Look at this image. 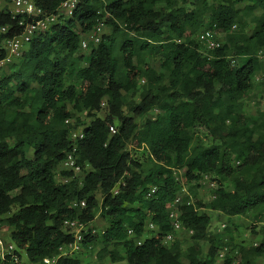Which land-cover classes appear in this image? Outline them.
<instances>
[{
    "label": "trees",
    "instance_id": "1",
    "mask_svg": "<svg viewBox=\"0 0 264 264\" xmlns=\"http://www.w3.org/2000/svg\"><path fill=\"white\" fill-rule=\"evenodd\" d=\"M63 1L36 3L52 13ZM101 22L111 32L80 53ZM0 24L11 27L0 47L23 30L7 5ZM205 28L219 47L202 50ZM258 76L264 90V0H79L0 78V232L20 264H85L98 246L99 264H264V105L246 110ZM79 127L83 138H71ZM74 148L79 174L59 169ZM206 177L215 187L204 201ZM178 196L192 232L164 244ZM208 211L250 214L259 242L212 231ZM66 221L89 229L73 253Z\"/></svg>",
    "mask_w": 264,
    "mask_h": 264
},
{
    "label": "built area",
    "instance_id": "2",
    "mask_svg": "<svg viewBox=\"0 0 264 264\" xmlns=\"http://www.w3.org/2000/svg\"><path fill=\"white\" fill-rule=\"evenodd\" d=\"M3 1V6H9L12 12V17L17 20L19 26L23 27V30L20 34L6 37L1 42L0 47V78L4 69L15 62H18L22 56L27 46L31 42L32 38L40 33L49 30L52 26L57 23L65 21L72 13L79 0H64L57 11L48 13L40 7L36 0H1ZM211 1V0H208ZM104 23L101 22L98 24L96 29L88 33L82 40V48H87L89 43L93 41L94 44H98L102 37V27ZM11 27L8 25L0 24V34L7 33ZM199 41L205 43L208 50L215 49L221 45V41L216 33L209 29L205 28L198 34ZM90 41V42H89ZM3 52V54H2ZM102 107H106V100L102 101ZM70 122V120H67ZM110 131L112 134L117 132V127L114 125L110 126ZM71 138H83V131L79 127L71 133ZM73 151L68 152L67 158L62 162V169H70L76 173L81 172L79 166L76 165V160ZM124 182L119 181L115 188L113 189L114 193L119 192L120 185ZM155 189V188H153ZM182 203V196H178L173 202L169 210V218L172 223V231L164 236V244L170 243L176 236H179L183 232V225L180 219L179 205ZM81 205L85 206L86 202L82 201ZM65 225L74 233V241L71 242L68 246L70 248L69 252L73 253L81 247V240L83 239L84 232L88 231V227L85 224L78 223L77 221H66ZM225 226V225H223ZM155 229L153 223H149L147 230ZM96 230L93 229V232ZM129 235L134 233L133 229H129ZM192 231L190 230L189 233ZM3 234L0 232V257L3 259L5 264H20L24 259L17 252V247L12 242H7L3 238ZM142 243V240L139 241V244ZM257 244V243H255ZM227 247L220 251L218 255V262L223 261L225 257V252ZM58 257L50 258L46 257L43 260L42 264H56ZM25 263V262H24Z\"/></svg>",
    "mask_w": 264,
    "mask_h": 264
},
{
    "label": "rangeland",
    "instance_id": "3",
    "mask_svg": "<svg viewBox=\"0 0 264 264\" xmlns=\"http://www.w3.org/2000/svg\"><path fill=\"white\" fill-rule=\"evenodd\" d=\"M4 2L0 0V9L3 8V4ZM111 32V28L109 26H107L106 24H104V26L102 27V34H108ZM218 37H222L221 34H218ZM206 45L205 43L202 42V50L205 51ZM89 52V47L80 50V53L86 54ZM153 66H155L157 69L160 68L159 63L157 62H152ZM258 78V79H257ZM256 78V87H255V95H250V97L248 99H246V110L247 113L250 114L251 112L253 113L255 110V102H261L262 105H264V90H263V85L261 84L262 82V76H258ZM130 94V93H129ZM135 99H137V97L135 96ZM129 115H131L130 112H128ZM150 115H155V112H151ZM80 117H82L86 122L87 120H89L87 113H82L80 114ZM138 122L141 119H137ZM204 135V134H203ZM205 139H209L207 137L204 136ZM59 169H62V166L60 165ZM183 172V171H182ZM76 174H79L78 172ZM58 179H61V176H58ZM215 185L213 183H211V179L209 177H206L202 182H201V186L199 188V197L202 198L204 201L209 200L212 195H211V191L212 188H214ZM99 195V194H98ZM99 199L100 195L98 196ZM208 213L211 215L212 217V223H211V230L212 231H218V232H223L222 234H225V227H230L229 229H231V231L233 232L234 238H235V243H240V242H246L247 244H251L252 241H254L255 243L259 242L260 238L257 237V239L254 238V236L252 235V232L249 228V226L252 223V218L249 215H243V216H236L233 217L231 219V221H228V217L220 212L217 211H208ZM104 219L101 217V215H98V217L95 219V227L99 230L104 228ZM225 225V226H223ZM5 231H7V229H4V233ZM7 234V233H6ZM5 234V235H6ZM227 236H229L228 233H226ZM148 235V233H147ZM149 236V235H148ZM189 236L188 232H181L179 234L180 239H186ZM9 239V237H7ZM100 246H98L97 248H94V251H88L82 254L85 264H99V262L97 261L96 257H95V252L99 249ZM207 248V243L204 244V249ZM24 260H27L26 256L23 254L22 255ZM107 264V263H105Z\"/></svg>",
    "mask_w": 264,
    "mask_h": 264
}]
</instances>
